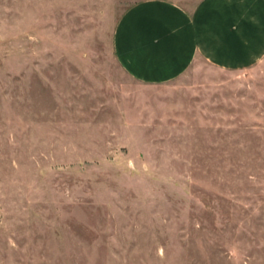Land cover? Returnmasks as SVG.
I'll return each mask as SVG.
<instances>
[{"label":"rangeland","instance_id":"rangeland-1","mask_svg":"<svg viewBox=\"0 0 264 264\" xmlns=\"http://www.w3.org/2000/svg\"><path fill=\"white\" fill-rule=\"evenodd\" d=\"M138 1L0 0V264H264V57L138 81Z\"/></svg>","mask_w":264,"mask_h":264},{"label":"crops","instance_id":"crops-1","mask_svg":"<svg viewBox=\"0 0 264 264\" xmlns=\"http://www.w3.org/2000/svg\"><path fill=\"white\" fill-rule=\"evenodd\" d=\"M113 51L129 76L148 84L179 77L197 59L247 69L264 57V0H199L193 8L138 1L115 23Z\"/></svg>","mask_w":264,"mask_h":264}]
</instances>
